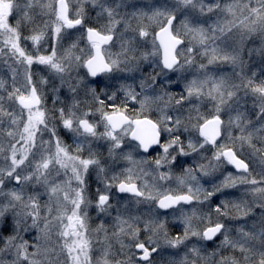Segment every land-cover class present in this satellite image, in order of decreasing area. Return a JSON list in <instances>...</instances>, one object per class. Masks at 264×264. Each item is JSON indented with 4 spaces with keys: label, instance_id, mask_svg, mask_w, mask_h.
I'll use <instances>...</instances> for the list:
<instances>
[{
    "label": "snow or ice",
    "instance_id": "snow-or-ice-1",
    "mask_svg": "<svg viewBox=\"0 0 264 264\" xmlns=\"http://www.w3.org/2000/svg\"><path fill=\"white\" fill-rule=\"evenodd\" d=\"M0 264H264V0H0Z\"/></svg>",
    "mask_w": 264,
    "mask_h": 264
}]
</instances>
